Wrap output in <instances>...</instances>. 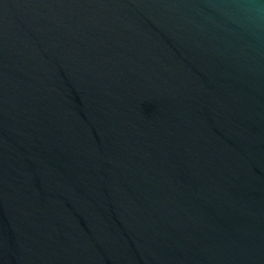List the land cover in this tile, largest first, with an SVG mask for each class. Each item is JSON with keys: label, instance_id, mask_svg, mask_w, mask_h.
Returning <instances> with one entry per match:
<instances>
[{"label": "water", "instance_id": "1", "mask_svg": "<svg viewBox=\"0 0 264 264\" xmlns=\"http://www.w3.org/2000/svg\"><path fill=\"white\" fill-rule=\"evenodd\" d=\"M259 0H0V264H264Z\"/></svg>", "mask_w": 264, "mask_h": 264}, {"label": "clouds", "instance_id": "2", "mask_svg": "<svg viewBox=\"0 0 264 264\" xmlns=\"http://www.w3.org/2000/svg\"><path fill=\"white\" fill-rule=\"evenodd\" d=\"M256 28L264 27V0L246 10Z\"/></svg>", "mask_w": 264, "mask_h": 264}]
</instances>
